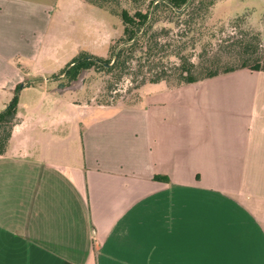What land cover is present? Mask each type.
I'll return each mask as SVG.
<instances>
[{
	"label": "crops",
	"instance_id": "1",
	"mask_svg": "<svg viewBox=\"0 0 264 264\" xmlns=\"http://www.w3.org/2000/svg\"><path fill=\"white\" fill-rule=\"evenodd\" d=\"M99 11L0 0L4 97L41 77L37 60L66 54L60 27L91 24L113 40ZM142 87L137 105L73 106L77 135L49 131L43 145L30 135L43 118L15 107L0 156V264H264V72Z\"/></svg>",
	"mask_w": 264,
	"mask_h": 264
},
{
	"label": "rangeland",
	"instance_id": "2",
	"mask_svg": "<svg viewBox=\"0 0 264 264\" xmlns=\"http://www.w3.org/2000/svg\"><path fill=\"white\" fill-rule=\"evenodd\" d=\"M99 12L103 16L105 29L109 28L111 35L115 36L111 41H115L121 34L120 23L107 15L106 12L102 10ZM209 13V20L213 28L212 36L202 35L204 42L200 41L187 50L192 63H196L202 47H205L208 54L217 50L220 53L223 52L221 41L227 37L236 36L237 31L240 30H250L256 33L258 49L260 53L264 52V0H214ZM184 18L181 16L172 22L157 21L152 27L157 41L171 43L189 37L190 33L188 32L180 33L182 28L180 20ZM96 27L91 24L60 27L63 37L68 38L64 45L66 54H60L58 57L53 56L52 61L37 60L36 69L44 71L39 74L41 77L30 75L24 77L28 81V85H24L22 88L18 87L13 93L5 94V97L4 93L0 91V103L7 101L6 106H8L9 103L14 102L24 119L32 121L36 118H43L39 127H34L30 131L34 142L38 140L43 145L49 131L67 130L69 135H77L81 121L74 120L75 109L73 106H76L79 112H83L88 110V106L93 108L100 105L113 107L130 103L140 104L147 89L140 88L143 72L135 74V61L130 64L129 73L115 81L110 80L109 82V76L104 75L99 68H97L98 72L94 71L92 67L80 71L77 81H71L69 75L63 77L69 69V62L74 59L78 65H82L86 57L100 61L109 58V46L112 43L97 41L98 36H95L93 32ZM174 63L175 60L171 57L165 60L163 70L166 74L170 72ZM45 69L47 70L45 71ZM60 73H62L63 79L58 78ZM42 75L46 76L49 81L42 83ZM166 80L161 82L165 87L174 86L175 81L170 77ZM48 156L50 155L48 154Z\"/></svg>",
	"mask_w": 264,
	"mask_h": 264
},
{
	"label": "trees",
	"instance_id": "3",
	"mask_svg": "<svg viewBox=\"0 0 264 264\" xmlns=\"http://www.w3.org/2000/svg\"><path fill=\"white\" fill-rule=\"evenodd\" d=\"M81 1L115 18L121 25V34L115 41H110L112 44L109 46L110 56L107 60L86 57L82 65H78L75 59L69 62V69L63 77L69 75L71 81H77L80 71L91 67L96 72L99 68L104 75L109 76V82L115 81L129 73L132 61H135V74L143 72L141 86L164 82L168 77L175 81L174 86L177 87L242 69L264 72V52L260 53L258 36L250 30H240L236 36L223 39L220 44L224 51L221 53L217 50L208 54L205 47H202L196 63L191 62L187 50L200 41L203 43L202 35L212 36L209 11L214 0ZM181 16L185 18L180 20V33L188 32L189 37L171 43L158 42L152 32L153 25L160 20L172 22ZM170 57L175 63L166 74L163 64ZM15 117L14 102L0 111V156L7 152L11 129L16 123Z\"/></svg>",
	"mask_w": 264,
	"mask_h": 264
},
{
	"label": "water",
	"instance_id": "4",
	"mask_svg": "<svg viewBox=\"0 0 264 264\" xmlns=\"http://www.w3.org/2000/svg\"><path fill=\"white\" fill-rule=\"evenodd\" d=\"M21 86H22V84L19 87H21Z\"/></svg>",
	"mask_w": 264,
	"mask_h": 264
}]
</instances>
